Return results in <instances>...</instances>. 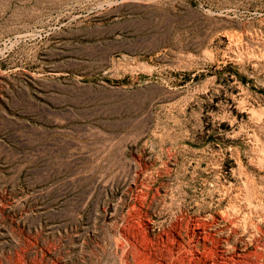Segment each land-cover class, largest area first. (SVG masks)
<instances>
[{
	"label": "rangeland",
	"instance_id": "obj_1",
	"mask_svg": "<svg viewBox=\"0 0 264 264\" xmlns=\"http://www.w3.org/2000/svg\"><path fill=\"white\" fill-rule=\"evenodd\" d=\"M0 264H264V0H0Z\"/></svg>",
	"mask_w": 264,
	"mask_h": 264
}]
</instances>
